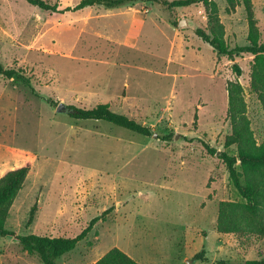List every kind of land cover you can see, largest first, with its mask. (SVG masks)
I'll use <instances>...</instances> for the list:
<instances>
[{
    "label": "rangeland",
    "instance_id": "374dc122",
    "mask_svg": "<svg viewBox=\"0 0 264 264\" xmlns=\"http://www.w3.org/2000/svg\"><path fill=\"white\" fill-rule=\"evenodd\" d=\"M44 1L65 9L82 0ZM197 1L172 11L137 3L59 14L0 0V62L22 70L41 96L57 103L51 107L0 76V179L31 167L7 229L73 238L111 210L57 264H95L114 248L140 264L264 260L263 235L217 231L220 203L246 201L225 163L203 145L239 158L241 149L254 154L264 142V105L252 88L256 57L221 55L195 32L206 31L230 50L262 45L264 0H252L254 28L245 0ZM183 18L195 28L170 24ZM230 85L242 89L247 122L242 141L226 148L233 133ZM61 103L79 109L107 104L158 137L74 119L57 112ZM171 133L172 142L159 139ZM237 169L242 172L240 160ZM256 179L264 193L263 178ZM202 251L206 261L196 259ZM0 264L43 263L16 239L0 236Z\"/></svg>",
    "mask_w": 264,
    "mask_h": 264
},
{
    "label": "trees",
    "instance_id": "16d2710c",
    "mask_svg": "<svg viewBox=\"0 0 264 264\" xmlns=\"http://www.w3.org/2000/svg\"><path fill=\"white\" fill-rule=\"evenodd\" d=\"M28 4L40 8L44 12L66 14L70 12L83 11L93 7H103L108 10H114L137 3H151L159 5L168 11L177 8L189 7L197 4V0H82L75 7L61 9L58 4H50L44 0H24ZM249 13V21L252 28L255 27L252 0H245ZM173 27H178L179 23L170 21ZM196 34L206 43L210 44L221 55L233 58L236 55L251 54L255 56L252 67V88L259 95L264 105V44L252 43L249 46L236 47L235 49H227L221 46L219 41L212 38L206 31L196 29ZM237 73L241 75L238 66L235 67ZM0 76L14 80L27 88L34 96L42 99L51 107H56L57 103L53 99H47L41 96L33 85L32 79L22 70L7 68L0 62ZM230 110L229 116L232 121L233 133L226 139L225 146L230 148L239 144L245 130L247 122L245 109L241 107L240 95L242 89L239 85L229 86ZM75 110V114H70L72 118L83 121H103L115 126L121 127L128 131L134 132L141 136L150 138L154 135L152 128L142 125L137 121L129 118L124 114H119L111 110L107 104H101L93 109H79L70 107ZM164 142H172L174 135L165 134L159 136ZM209 154L218 157L225 163L228 168L230 180L238 191L240 196L246 203L221 202L219 206V220L217 231L222 234L242 233L255 231L264 236V193L257 181L256 176L260 174L264 180V142L254 154H249L241 149L239 158L228 155L226 152H219L212 148L208 143H203ZM241 161L242 172L237 169L238 161ZM31 167L29 165L11 170L0 179V236L3 238L12 237L16 239L20 245L28 252L29 255H38L43 264H57L66 254L74 251L78 245L83 242L89 234L94 230L100 221H106L107 215L111 212L108 210L102 216L94 218L79 235L73 238L66 237H48L37 234L20 235L6 227L10 210L14 205L19 193L23 190L24 185L30 174ZM247 180L242 182L243 176ZM38 204L36 203L30 212V218L27 223L30 226L35 219ZM205 251L196 256L197 260L206 261ZM95 264H140L125 252L118 248H114L103 256ZM218 264H231L220 261ZM246 264H264L262 261H249Z\"/></svg>",
    "mask_w": 264,
    "mask_h": 264
},
{
    "label": "water",
    "instance_id": "95a60500",
    "mask_svg": "<svg viewBox=\"0 0 264 264\" xmlns=\"http://www.w3.org/2000/svg\"><path fill=\"white\" fill-rule=\"evenodd\" d=\"M195 28V23L192 20H189L188 18H183L180 20L178 29L185 30V29H193ZM58 113H69V114H75L76 111L71 109L69 106H67L64 103H61L57 108ZM155 138L158 137V135H154ZM179 138V135L177 136V139Z\"/></svg>",
    "mask_w": 264,
    "mask_h": 264
}]
</instances>
